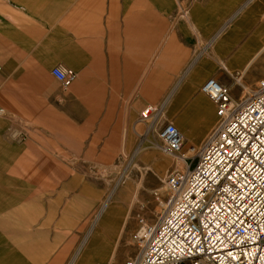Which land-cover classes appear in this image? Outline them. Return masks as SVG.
I'll use <instances>...</instances> for the list:
<instances>
[{"label":"rangeland","instance_id":"374dc122","mask_svg":"<svg viewBox=\"0 0 264 264\" xmlns=\"http://www.w3.org/2000/svg\"><path fill=\"white\" fill-rule=\"evenodd\" d=\"M36 1L46 14L42 22L46 27L35 33L41 44L26 45V60L48 56L52 25L48 8L64 0ZM1 33L0 264H68L117 185L118 211L85 264H125L137 252V218L148 224L157 220L169 198L166 179L182 170L177 158L166 155L157 140L164 124L177 125L156 105L138 108L135 115L122 107L118 100L122 86L113 77L105 85L107 107L101 109L97 70L90 76L78 74L63 89L50 69L14 60L8 42L24 39L20 27ZM261 56L264 67V53ZM260 79L247 83L243 76L235 85L234 98ZM82 94L85 100H75ZM148 107L158 116L142 120L141 112ZM128 212L130 218L120 233Z\"/></svg>","mask_w":264,"mask_h":264},{"label":"crops","instance_id":"0c3cea01","mask_svg":"<svg viewBox=\"0 0 264 264\" xmlns=\"http://www.w3.org/2000/svg\"><path fill=\"white\" fill-rule=\"evenodd\" d=\"M48 11L49 54L26 60V45L42 43L35 33L46 27V14L36 0H0L1 34L20 27L24 35L8 42L15 61L71 69L76 79L97 70L103 110L105 85L116 78L122 107L135 115L138 108L159 106L185 146L200 147L215 128L216 107L200 90L207 80L234 98L243 76L247 83L264 77V0H64Z\"/></svg>","mask_w":264,"mask_h":264},{"label":"built area","instance_id":"2783aa9c","mask_svg":"<svg viewBox=\"0 0 264 264\" xmlns=\"http://www.w3.org/2000/svg\"><path fill=\"white\" fill-rule=\"evenodd\" d=\"M50 74L63 89L76 79L71 69ZM200 90L216 107L215 128L200 147L185 146L171 123L158 132L160 149L184 168L167 177L157 220L137 218V252L125 264H264V78L237 98L214 79Z\"/></svg>","mask_w":264,"mask_h":264},{"label":"bare ground","instance_id":"6f19581e","mask_svg":"<svg viewBox=\"0 0 264 264\" xmlns=\"http://www.w3.org/2000/svg\"><path fill=\"white\" fill-rule=\"evenodd\" d=\"M243 89H244L243 90L244 92H247L249 90L245 87H243ZM163 108H165L164 105H163ZM160 112H161V110H160ZM152 127L153 126H151V129H152ZM148 129L151 130L150 128H148ZM179 131H181V130L179 129ZM136 153H137V151L135 152V154ZM177 160H178L177 166L179 168L183 169L184 168L183 163L180 162L181 160H179L178 158H177ZM117 191H118V185L115 186V188L110 193V195L107 197V199L101 204V206H100V208H99V210L96 213V216L94 218L93 225L91 226L89 232L83 238L82 242L80 243V245L78 246V248L76 249L74 254L72 255L68 264H85L87 257L89 256V254L93 250L94 243L97 242V239L100 236V234H102V231H104V228L107 226V224L110 223L112 217L118 211V205H119L118 202L119 201H118V198H114ZM129 218H130V213L128 212L123 218L121 228H120V233L124 230Z\"/></svg>","mask_w":264,"mask_h":264}]
</instances>
